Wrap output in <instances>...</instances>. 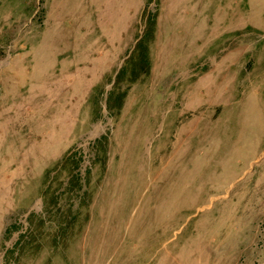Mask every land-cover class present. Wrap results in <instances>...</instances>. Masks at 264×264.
<instances>
[{"label": "rangeland", "instance_id": "1", "mask_svg": "<svg viewBox=\"0 0 264 264\" xmlns=\"http://www.w3.org/2000/svg\"><path fill=\"white\" fill-rule=\"evenodd\" d=\"M259 79L264 0H0V264H264Z\"/></svg>", "mask_w": 264, "mask_h": 264}, {"label": "built area", "instance_id": "2", "mask_svg": "<svg viewBox=\"0 0 264 264\" xmlns=\"http://www.w3.org/2000/svg\"><path fill=\"white\" fill-rule=\"evenodd\" d=\"M84 164L81 165V168L79 170L81 176L83 178H86V175H87V169L89 167V164H90V156H85V160L83 162Z\"/></svg>", "mask_w": 264, "mask_h": 264}, {"label": "crops", "instance_id": "3", "mask_svg": "<svg viewBox=\"0 0 264 264\" xmlns=\"http://www.w3.org/2000/svg\"><path fill=\"white\" fill-rule=\"evenodd\" d=\"M262 28H263V24H261V25L258 27V29H260V30H261ZM247 57H248V55H247ZM243 59H244V58H243ZM261 65H262V64L260 63V66H261ZM258 68H259V61H258L257 69H256L257 72L259 71ZM256 70H255V71H256ZM245 71H247V69H246ZM255 71H254V72H255ZM246 74H247V73H245V75H246ZM259 80H260V83H261V86H260V88H261V92L259 93V96H260L261 93H264V91H263V90H264V83L261 82V79H259ZM257 96H258V95H257ZM259 96H258V97H259ZM260 102H261V101H258V100H257L256 105L258 106V105L260 104Z\"/></svg>", "mask_w": 264, "mask_h": 264}]
</instances>
